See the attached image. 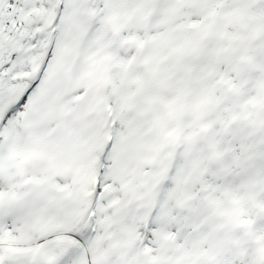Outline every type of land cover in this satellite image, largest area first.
<instances>
[{"label":"snow or ice","instance_id":"1","mask_svg":"<svg viewBox=\"0 0 264 264\" xmlns=\"http://www.w3.org/2000/svg\"><path fill=\"white\" fill-rule=\"evenodd\" d=\"M0 264H264V0H0Z\"/></svg>","mask_w":264,"mask_h":264}]
</instances>
